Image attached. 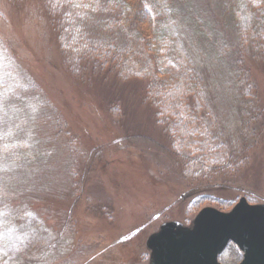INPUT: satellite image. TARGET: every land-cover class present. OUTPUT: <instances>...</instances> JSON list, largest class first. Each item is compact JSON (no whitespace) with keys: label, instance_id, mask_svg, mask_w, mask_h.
Here are the masks:
<instances>
[{"label":"rangeland","instance_id":"rangeland-1","mask_svg":"<svg viewBox=\"0 0 264 264\" xmlns=\"http://www.w3.org/2000/svg\"><path fill=\"white\" fill-rule=\"evenodd\" d=\"M165 1L200 81L185 96L198 112H183L184 146L174 114L142 91L172 65L142 45L131 12L112 10L107 28L106 11L0 0V264H151L147 241L164 224L264 205V0H243L259 10L250 21L234 0ZM106 36L119 49L103 62ZM242 260L231 243L218 256Z\"/></svg>","mask_w":264,"mask_h":264},{"label":"trees","instance_id":"trees-1","mask_svg":"<svg viewBox=\"0 0 264 264\" xmlns=\"http://www.w3.org/2000/svg\"><path fill=\"white\" fill-rule=\"evenodd\" d=\"M133 1L132 0H63L67 9L71 8V10L74 11L76 16H80V17L83 16L82 18L89 17V15H91L90 13H95L97 10L102 11L103 13L105 11L111 13L110 15H108L107 22L105 21V23L102 24L105 25V27L107 28H108V24L110 23V20L114 21V19H112V12H111L112 10H118L117 14L124 13L123 12L124 10H126L127 13L131 12L134 21L132 22V25L133 27H136L133 33L137 35V38L140 39L142 45L143 46L146 45L149 47V45L153 44L155 54L157 52L158 53L164 51L167 52L166 55L172 65V67H170L171 70L158 69L155 76L152 75L151 77V74L150 76L145 75L147 78L146 81L144 82L142 81L143 83L142 91L144 92L146 99L152 98L153 101H155L156 104H158V110H157L158 115L161 114L163 117V115L165 116V114L167 113L174 114L175 121H173L174 123L171 127V132L175 136L174 138L177 139L182 146H184V141H187L186 137L190 132L181 126L183 124H181L180 122L184 120L183 112L188 110L189 114L193 113V115L197 114L198 112L197 111L198 106H196L195 102L193 104L194 107H191L190 102H192L194 98L185 99V96L186 94L193 92V90L194 91L196 90V93L201 94L199 87L200 81L196 73V68H194L192 62L190 61L188 54L186 53V50L181 40L179 39V36H175L176 29L173 25V19H171V13L169 9L166 8V1L165 0H138L137 2L135 0ZM232 3H234L235 5L234 9H237L238 13H240L245 20L247 19V21H250V19L252 20L255 19L254 17L255 15L254 14L252 15V12H250V14L247 15L248 14L247 11H249L250 9L252 10L254 8L253 11L256 10L253 4L249 2H247L248 4L243 3V0H237V1L234 0ZM77 4H79L80 6L77 7L76 6ZM141 10H142V15H141ZM256 11L257 12L254 13L258 14L259 10L257 9ZM119 16H120L119 19L120 22L118 23L121 22L125 23V19H126L125 16L124 15H119ZM138 16H141L140 19L138 18ZM143 18L146 19V23L145 21L142 20ZM137 19L142 21H137ZM65 22L68 23L70 22V20L65 17ZM148 23L150 24V26L152 25V28L148 27V30H143L144 33L141 32L139 29L141 27H142L141 29H143L144 24L147 25ZM138 31L142 34L143 36L142 38L139 37L140 35L138 36L139 34ZM79 34H77L78 37ZM109 38L110 37H107L108 40ZM112 40L114 39L110 38L109 41V43L111 44V48L110 47L109 48L111 50L110 51L107 50V52L104 53L99 52L100 53V55L98 56L99 60L101 61L103 60L104 62L107 61L105 59L115 58V55L113 54L111 55L110 53H112L113 50L114 52H116L117 49L119 48H117L115 45L112 44L113 42ZM116 42L118 43L117 40ZM90 47H92L93 50H96L95 47H93L92 45ZM129 65L131 64H128V66ZM134 65H137L136 62L134 63ZM122 67L124 66L120 64L119 67L116 68V71L122 70L121 69ZM0 90L4 91L5 88L0 86ZM20 97L21 95L19 96V98ZM19 105H24V104L21 102ZM9 116L10 115H8V117ZM196 118L193 117L192 119L196 120ZM203 125L205 126V124ZM4 137H6V140L9 141L10 138L7 139V132H6V136L4 135ZM1 138L3 137H0V141ZM204 138L208 142L215 140L214 138L209 139L208 136H205ZM6 140L3 141L2 139L3 143L6 144V147H12L13 144L15 145L14 141L6 142ZM223 146H224L223 144L221 145L218 144L216 148ZM205 150H206L205 144L199 145V147L197 148V151L205 152ZM222 157H225V154H223L222 150L220 149L219 153H215V156H212V160L215 161V163L221 165L222 163L219 160L222 159Z\"/></svg>","mask_w":264,"mask_h":264},{"label":"water","instance_id":"water-1","mask_svg":"<svg viewBox=\"0 0 264 264\" xmlns=\"http://www.w3.org/2000/svg\"><path fill=\"white\" fill-rule=\"evenodd\" d=\"M230 242L243 253L240 264H264L263 205L241 199L228 213L205 208L191 229L164 224L149 238L147 248L151 264H221L218 256Z\"/></svg>","mask_w":264,"mask_h":264},{"label":"snow or ice","instance_id":"snow-or-ice-1","mask_svg":"<svg viewBox=\"0 0 264 264\" xmlns=\"http://www.w3.org/2000/svg\"><path fill=\"white\" fill-rule=\"evenodd\" d=\"M76 6H77V7H79L80 5H79V4H77Z\"/></svg>","mask_w":264,"mask_h":264},{"label":"bare ground","instance_id":"bare-ground-1","mask_svg":"<svg viewBox=\"0 0 264 264\" xmlns=\"http://www.w3.org/2000/svg\"><path fill=\"white\" fill-rule=\"evenodd\" d=\"M226 249H227V247L225 248V250H226ZM225 250H224V251H225Z\"/></svg>","mask_w":264,"mask_h":264}]
</instances>
